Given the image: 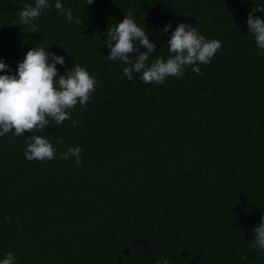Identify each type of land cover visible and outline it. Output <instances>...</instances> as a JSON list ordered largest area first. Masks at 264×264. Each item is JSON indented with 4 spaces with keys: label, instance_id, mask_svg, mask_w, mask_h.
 Returning a JSON list of instances; mask_svg holds the SVG:
<instances>
[{
    "label": "trees",
    "instance_id": "16d2710c",
    "mask_svg": "<svg viewBox=\"0 0 264 264\" xmlns=\"http://www.w3.org/2000/svg\"><path fill=\"white\" fill-rule=\"evenodd\" d=\"M55 2L22 24L35 0H0V59L15 74L43 46L64 57L60 75L84 67L95 90L59 126L49 118L43 131L0 136V260L264 264L251 246L264 215V50L247 27L264 0H61L72 21ZM129 12L157 45L149 65L170 55L167 24L193 25L222 46L202 75L187 66L159 85L135 72L129 81L104 44ZM31 135L46 137L56 158L27 160ZM69 147L82 148L79 166L60 158Z\"/></svg>",
    "mask_w": 264,
    "mask_h": 264
},
{
    "label": "clouds",
    "instance_id": "9594fccd",
    "mask_svg": "<svg viewBox=\"0 0 264 264\" xmlns=\"http://www.w3.org/2000/svg\"><path fill=\"white\" fill-rule=\"evenodd\" d=\"M94 0H87V5ZM49 0H35V6L29 4L19 14L18 23L29 24L37 19L41 12L50 8ZM55 8L62 14H66L67 20L72 21L71 9H65L61 0H56ZM255 12H264V6L257 8L248 14V32L255 38L256 45L264 50V20L255 16ZM80 24V20H76ZM32 33L36 32L32 25ZM162 32H170L167 47L170 55L165 60L163 56L157 57L149 65L150 55L156 52L157 45L149 40L140 26L133 20V14L129 12L124 19L110 26L107 30V40L104 44L108 48V59L118 60L127 65L123 68V74L129 81L133 79V73H140L141 79L148 84L157 85L164 83L169 76L180 78L187 66H192V71L202 75L200 64H208L216 52L221 48V42L208 40L198 33L196 27L187 23H179L174 30L167 24ZM114 42V43H113ZM143 47L146 51L141 52ZM131 54H135V58ZM57 65L64 66L65 59L46 50L43 46L33 47L27 51L22 62L17 64L15 74L10 65L0 59V136L12 133L13 136H23L25 132H33L36 129L43 131L49 125L51 118L56 125H61L70 119V110L77 103L84 107L90 100L95 90V77L79 65H73L65 70L63 75L58 73ZM76 124V121H73ZM14 129V132L12 131ZM27 149L24 156L27 160H53L56 148L44 136L31 135L27 139ZM57 143H63L62 139ZM82 148L69 147L60 156L62 160L75 157V163H82L80 153ZM8 219V218H6ZM253 248L264 250V215L258 226L253 229ZM0 264H16V258L12 252L0 260ZM156 264H160L157 260ZM163 264H169L164 260Z\"/></svg>",
    "mask_w": 264,
    "mask_h": 264
}]
</instances>
